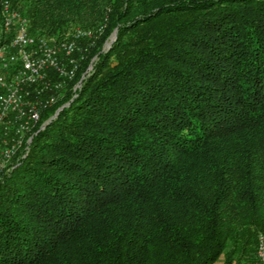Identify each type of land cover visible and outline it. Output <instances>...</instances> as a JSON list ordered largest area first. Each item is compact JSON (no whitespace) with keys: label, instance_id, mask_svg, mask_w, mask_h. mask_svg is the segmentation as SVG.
I'll return each instance as SVG.
<instances>
[{"label":"trees","instance_id":"16d2710c","mask_svg":"<svg viewBox=\"0 0 264 264\" xmlns=\"http://www.w3.org/2000/svg\"><path fill=\"white\" fill-rule=\"evenodd\" d=\"M9 1L118 33L0 182V264H261L264 0Z\"/></svg>","mask_w":264,"mask_h":264},{"label":"built area","instance_id":"2783aa9c","mask_svg":"<svg viewBox=\"0 0 264 264\" xmlns=\"http://www.w3.org/2000/svg\"><path fill=\"white\" fill-rule=\"evenodd\" d=\"M0 14V181L9 169L28 152L23 146L27 133L38 126L42 111L56 101L54 89L73 79L77 69L75 52L82 51L78 40L95 36L96 30L81 27L55 40L33 35L28 19L5 0ZM101 30V27L97 29ZM96 31V32H95ZM65 55L67 61L65 60ZM60 78L51 80V72ZM49 93L44 97L46 93ZM27 139V144L31 140ZM23 146V147H22ZM22 148V155L18 150ZM14 157H18L17 159ZM13 168V167H12ZM11 168V169H12ZM259 256L264 264V238Z\"/></svg>","mask_w":264,"mask_h":264},{"label":"rangeland","instance_id":"374dc122","mask_svg":"<svg viewBox=\"0 0 264 264\" xmlns=\"http://www.w3.org/2000/svg\"><path fill=\"white\" fill-rule=\"evenodd\" d=\"M5 2V0H3V2H2V5H3V3ZM9 3H10V6L12 7V5H11V2L9 1ZM3 8V7H2ZM13 8V7H12ZM13 9H15V10H17V11H19L18 9H16V8H13ZM1 12H2V9H1ZM1 12H0V14H1ZM20 13H21V11H19ZM22 14V13H21ZM23 15V14H22ZM25 17V16H24ZM28 23H29V20H28ZM107 23L105 24H101V25H99L98 27H81V26H77V27H74L72 30H75L76 28H78V27H81V28H84V29H91V30H96L95 32H96V35L95 36H86V37H81L79 40H78V42H79V44H80V47L82 48V51H77V52H75L72 56L76 59V62H77V71L75 70V75H74V77H73V79H67V80H65V82H64V85L63 86H61V87H58V88H55L54 89V94H55V96H56V103L54 102L52 105H50L49 106V108H47V109H50V108H54L57 104H58V102L61 100V99H63V97L66 95V94H68L69 92H77L78 91V89L79 88H81V86H82V83H83V80L93 71V69H94V65H95V63H96V61L98 60V56H99V53H97L96 55H94V56H91L90 58H88V56H90L91 54H90V52L92 51V49L93 48H95L96 47V49L97 48H100V52H103V51H106V50H108L111 46H112V44H113V42H112V44H111V46L110 47H108L109 46V43H110V41H111V37H112V34H113V32H114V30L116 29H114V30H112L111 31V33L109 34V36H108V38L107 39H105V40H102V38H101V36H102V34H103V32H105V29L107 28ZM101 27V30H97L98 28H100ZM72 30H70L67 34H66V36L72 31ZM41 37H45V36H41ZM46 38H48V37H46ZM85 55V56H84ZM82 59V60H81ZM65 60L67 61L68 59H67V57H66V55H65ZM84 65H86L87 66V68L84 70V68H83V66ZM51 74H52V77H51V80L55 83V82H57L60 78L57 76V74L56 73H54L53 71L51 72ZM80 75V76H79ZM69 80V81H68ZM51 91L52 90H50L48 93H46L45 95H44V97L45 96H47L49 93H51ZM68 92V93H67ZM63 105H65V106H67V105H69V103H64V104H62L61 106H63ZM60 106V107H61ZM64 106V107H65ZM60 107H58L57 108V110L60 108ZM63 107V108H64ZM47 109H44V111H42L43 113H42V115H41V119H40V122H39V124H38V126L40 125V128H39V130L40 129H44L50 122H52L53 121V119H55L57 116L55 115L56 114V112H57V110L53 113V114H51L50 116L48 115V116H45V114H44V112H45V110H47ZM62 110V109H61ZM60 110V111H61ZM59 114V113H58ZM38 131V130H37ZM37 131H35V132H29V133H27L26 134V136H25V138H24V140L26 141V143L23 145V146H25V145H28V152H29V150H30V145H31V143H32V140H33V137H34V135L37 133ZM30 136H32L31 137V140L29 141V143L27 144V139H29V137ZM24 141V142H25ZM22 146V147H23ZM20 150V151H19ZM18 150V155H22V148H20ZM20 152V153H19ZM28 152H27V154H28ZM14 158H18V157H14ZM15 159H13L12 160V163L11 162H9V164H8V166H9V169H7L6 170V172L3 174V176H2V179H3V177H4V175L5 174H8L9 172H11L12 170H13V168H15L17 165H18V163L17 164H15L14 165V163H13V161H14ZM13 167V168H12ZM12 168V169H11ZM2 179H1V181H2ZM0 181V182H1ZM261 237H263L264 238V234H260V235H258V243H257V256H258V258H259V260H260V263L261 264H263V261L260 259V256H259V247H260V239H261ZM223 261H224V255L222 254L221 256H220V258L214 263V264H223Z\"/></svg>","mask_w":264,"mask_h":264},{"label":"water","instance_id":"95a60500","mask_svg":"<svg viewBox=\"0 0 264 264\" xmlns=\"http://www.w3.org/2000/svg\"><path fill=\"white\" fill-rule=\"evenodd\" d=\"M117 33H118V28H116V29L114 30V32H113V34H112V37H111V41H110L108 47H110L111 44H112V42L116 40V38H117ZM64 106H65V105L61 106V107L57 110V112H56V114H55L56 116L58 115V113L60 112V110L63 109Z\"/></svg>","mask_w":264,"mask_h":264},{"label":"bare ground","instance_id":"6f19581e","mask_svg":"<svg viewBox=\"0 0 264 264\" xmlns=\"http://www.w3.org/2000/svg\"><path fill=\"white\" fill-rule=\"evenodd\" d=\"M85 56V55H84ZM82 60V59H81ZM77 63V62H76ZM77 71V70H76ZM76 74V73H75ZM56 103V102H55ZM44 111V110H43ZM43 113V112H42ZM25 141V140H24ZM20 151V150H19ZM20 153V152H19Z\"/></svg>","mask_w":264,"mask_h":264}]
</instances>
